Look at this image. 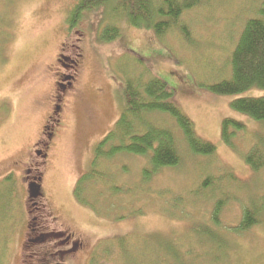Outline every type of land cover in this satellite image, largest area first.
<instances>
[{"label":"rangeland","instance_id":"obj_1","mask_svg":"<svg viewBox=\"0 0 264 264\" xmlns=\"http://www.w3.org/2000/svg\"><path fill=\"white\" fill-rule=\"evenodd\" d=\"M78 1L0 0V264H264V209L251 229L234 230L243 208L264 196V155L256 171L243 157L255 133L264 148V122L230 105L237 97L264 96V89L219 95L207 87L230 77V53L261 0H207L185 11V39L178 30L159 36L121 16L114 25L118 0L86 12L69 30L67 16ZM105 27L117 28L113 39L101 38ZM59 53L67 60L58 63ZM78 54L75 75L71 60ZM129 75L159 77L172 88L175 104L214 154L189 153L175 120L155 113V122L175 134L180 162L153 173L148 156L120 152L98 165L81 202L76 181L120 117V83ZM56 81L66 88L57 89ZM224 118L247 125L236 150L221 139ZM49 123L54 136L42 158L35 150ZM38 168L41 194L33 202L50 211L44 224L28 201ZM32 219L47 239L27 230Z\"/></svg>","mask_w":264,"mask_h":264},{"label":"trees","instance_id":"obj_2","mask_svg":"<svg viewBox=\"0 0 264 264\" xmlns=\"http://www.w3.org/2000/svg\"><path fill=\"white\" fill-rule=\"evenodd\" d=\"M207 0H118L112 7L114 11L113 24L121 16L123 23L131 24L138 28L152 29L161 36L169 30H178L180 36L189 37V30L180 18L185 11L200 5ZM111 0H79L69 11L67 26L71 30L88 11H101L109 6ZM117 28H104L101 38L113 39ZM112 31V32H111ZM230 77L207 86L211 92L219 95H233L242 93L248 89H264V0H261L257 15L248 19L241 31L239 39L229 57ZM120 93L124 100V106L114 128L109 131L95 147L91 169L79 176L74 187V194L81 202H85L82 193L91 180L99 172L100 163L111 159L120 152L144 155L149 158L151 172L155 173L161 168L176 165L180 162L179 151L176 147V136L173 131L155 122V113H166L173 118L180 129L186 148L192 155L210 157L214 154L213 144L197 137L192 121L180 110L173 100L174 91L161 78L151 77L143 79V75L127 76L120 83ZM231 107L246 115L252 121L264 122V96L237 97L230 102ZM247 125L243 121L224 118L221 122V139L232 150H236V139L243 135L246 137ZM255 144L243 155L244 161L254 171L262 167L263 136L255 133L252 136ZM258 161V162H257ZM257 162V163H256ZM98 166V167H97ZM100 171V170H99ZM143 172H147L145 169ZM39 177V173L36 178ZM149 177V175H147ZM207 177L204 184L210 183ZM34 184L32 193L40 195V191ZM207 188V187H206ZM86 203V202H85ZM39 212L38 221L44 224L49 215L45 204L37 202ZM244 207L235 232L244 233L258 224L261 210L264 209V196ZM222 201L214 204L211 214L212 223L217 224V216L221 211ZM32 220L28 221L27 230L40 232ZM49 232H40L41 238H46ZM28 234V233H27ZM217 245L214 231L208 234ZM33 239H28V243ZM222 242V241H221ZM120 247L123 244H119ZM169 255L172 248L167 247ZM121 249V248H120ZM120 251V250H119ZM29 253H34L30 251ZM107 253L109 251L107 250ZM105 255V254H104ZM95 260V259H94Z\"/></svg>","mask_w":264,"mask_h":264},{"label":"flooded vegetation","instance_id":"obj_3","mask_svg":"<svg viewBox=\"0 0 264 264\" xmlns=\"http://www.w3.org/2000/svg\"><path fill=\"white\" fill-rule=\"evenodd\" d=\"M60 52H63V48H61L60 49ZM59 55H60V57H61V54L59 53ZM79 57H80V54H78L77 56H75V58L74 59H72L71 60V63H72V65H71V67L73 68L74 67V71L73 72H75V75H76V71L79 69ZM62 58H64L65 60H67V58H65V57H61V59L58 57V63H60V62H62ZM78 64V65H77ZM62 66H66V64L65 63H62L61 64ZM67 66H69V65H67ZM76 66V67H75ZM70 67V66H69ZM59 74V73H58ZM74 77V73H71L69 76H68V79H72ZM61 78V77H60ZM68 86H71V80H69L68 81ZM62 86L61 87V89H64V88H66V86L67 85H64V84H61L60 82H58V81H56V87H57V89H58V87H60V86ZM56 107H58L59 108V106L57 105ZM56 107H54V109H56ZM49 119H52V117H51V115H50V117H49ZM55 120V119H54ZM49 120H47V122H48ZM49 125H50V132H48L47 133V136H46V138H44L43 137V139H41V141L36 145V147H38L36 150H35V154L36 155H39V154H41V156H42V158H45V156H46V154L43 152V150L42 149H45V151H46V146H47V144H46V140H48V138L49 137H53L54 135L53 134H51V132L53 131V125L52 124H50L49 123ZM47 127V125L45 126V128ZM43 163H45V160H43L42 161ZM32 163V162H31ZM35 163V162H34ZM36 164V163H35ZM32 165V164H31ZM33 166H35V165H33ZM33 168V167H32ZM29 170H30V168H28L27 169V172H29ZM36 170H39V177L38 178H36V175L38 174H36L33 178L34 179H31L30 178V180L31 181H29L28 182V189H29V185H31L32 187V189H34V184H37L36 182H38L39 180H40V172H41V169H36ZM29 179V178H28ZM36 181V182H35ZM37 189V188H36ZM38 191H39V184H38ZM30 192V191H29ZM32 192V191H31ZM41 194V193H40ZM35 197V196H34ZM33 200H34V198L33 197H31L30 195H29V199H28V201L29 202H33ZM31 206H33V207H35V209H37V206H36V203L35 202H33L32 204H31ZM45 207H46V205H45ZM47 208V207H46ZM48 210V209H47ZM49 211V210H48ZM49 215L51 216V214H50V211H49Z\"/></svg>","mask_w":264,"mask_h":264},{"label":"water","instance_id":"obj_4","mask_svg":"<svg viewBox=\"0 0 264 264\" xmlns=\"http://www.w3.org/2000/svg\"><path fill=\"white\" fill-rule=\"evenodd\" d=\"M32 186L31 185H29V195L31 196V197H34L35 195L31 192L33 189L31 188ZM37 190H38V187H37Z\"/></svg>","mask_w":264,"mask_h":264}]
</instances>
